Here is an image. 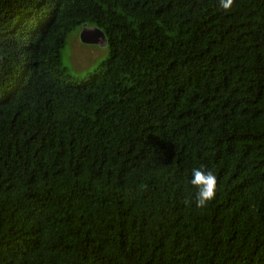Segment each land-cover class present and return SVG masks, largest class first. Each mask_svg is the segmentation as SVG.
<instances>
[{
    "label": "trees",
    "instance_id": "1",
    "mask_svg": "<svg viewBox=\"0 0 264 264\" xmlns=\"http://www.w3.org/2000/svg\"><path fill=\"white\" fill-rule=\"evenodd\" d=\"M0 264H264V0H0Z\"/></svg>",
    "mask_w": 264,
    "mask_h": 264
},
{
    "label": "rangeland",
    "instance_id": "2",
    "mask_svg": "<svg viewBox=\"0 0 264 264\" xmlns=\"http://www.w3.org/2000/svg\"><path fill=\"white\" fill-rule=\"evenodd\" d=\"M79 35V31L70 35L62 61L75 76V80L84 82L90 74L95 72L98 65L108 58L109 48L84 44Z\"/></svg>",
    "mask_w": 264,
    "mask_h": 264
},
{
    "label": "clouds",
    "instance_id": "3",
    "mask_svg": "<svg viewBox=\"0 0 264 264\" xmlns=\"http://www.w3.org/2000/svg\"><path fill=\"white\" fill-rule=\"evenodd\" d=\"M220 6L225 10H230L233 0H219ZM193 178L190 183L197 191L195 194L196 207L203 208L215 198L217 177L211 170H205L203 166L192 170Z\"/></svg>",
    "mask_w": 264,
    "mask_h": 264
},
{
    "label": "water",
    "instance_id": "4",
    "mask_svg": "<svg viewBox=\"0 0 264 264\" xmlns=\"http://www.w3.org/2000/svg\"><path fill=\"white\" fill-rule=\"evenodd\" d=\"M80 40L84 44L106 47L108 45L105 33L98 27L85 24L80 30Z\"/></svg>",
    "mask_w": 264,
    "mask_h": 264
}]
</instances>
